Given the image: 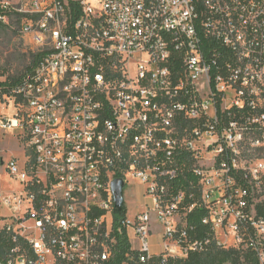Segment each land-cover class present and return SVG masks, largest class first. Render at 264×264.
<instances>
[{
	"label": "built area",
	"instance_id": "1",
	"mask_svg": "<svg viewBox=\"0 0 264 264\" xmlns=\"http://www.w3.org/2000/svg\"><path fill=\"white\" fill-rule=\"evenodd\" d=\"M71 1L2 4L44 55L0 86V130L26 144L4 164L0 264H119L120 240V264H264V0ZM119 179L143 187L133 221Z\"/></svg>",
	"mask_w": 264,
	"mask_h": 264
},
{
	"label": "rangeland",
	"instance_id": "2",
	"mask_svg": "<svg viewBox=\"0 0 264 264\" xmlns=\"http://www.w3.org/2000/svg\"><path fill=\"white\" fill-rule=\"evenodd\" d=\"M31 0H0L1 4L8 3L11 7L19 9L27 5ZM22 18L13 11L7 17L6 25H9L10 34L8 39L0 32V42L4 41V46H0L1 58L10 60V66H3L4 61L0 62V83L12 75L22 76L29 67L33 64V53H39L38 50L31 44L30 36H23L20 33ZM2 43V42H1ZM0 43V45H1ZM7 60V62H8ZM13 114V112H11ZM26 144L20 137L12 135H3L0 130V196H11L14 191L20 189L15 180H12L5 173L7 161L11 158H17L23 162V150ZM125 207L127 209V218L133 221L140 212L144 210L145 198L143 197V187L136 179H131L127 188L124 191ZM7 213V212H5Z\"/></svg>",
	"mask_w": 264,
	"mask_h": 264
},
{
	"label": "trees",
	"instance_id": "3",
	"mask_svg": "<svg viewBox=\"0 0 264 264\" xmlns=\"http://www.w3.org/2000/svg\"><path fill=\"white\" fill-rule=\"evenodd\" d=\"M70 2V5L73 7L76 5L75 2L68 0ZM10 13L7 12L2 4L0 3V17L9 16ZM19 17H21L19 15ZM9 25H6L3 20L0 19V32L4 35L1 39H8L10 37V34L13 33L12 31L9 32ZM4 41L2 40L1 47L4 46ZM44 53H33V64L32 67H29L27 71L22 76H16L12 75L8 77L6 80L2 81L0 83L1 87H13L16 84L20 83L30 72L34 70V68L38 65L40 62L42 56ZM8 60V59H7ZM5 60L4 58H1L0 53V62L4 61L3 66L7 67L10 64V60ZM10 66V65H9ZM188 173H185L184 175H181L182 178L185 180V177H187ZM123 214H119L116 216L117 219H119ZM205 217V211L202 209L196 208L192 213L188 215V221L190 226H193L196 229L195 234L196 236H204L207 234V228L202 224V220ZM119 246L121 247L122 254L124 253V250L128 248V243L125 240L119 241ZM122 254L120 255L119 264L123 261ZM247 256L242 255L240 252L237 251H222L215 247H213L209 252H206L204 254H196L193 255L189 261L185 262L184 264H242V260L245 259L246 261ZM253 264H257L256 261H254Z\"/></svg>",
	"mask_w": 264,
	"mask_h": 264
},
{
	"label": "water",
	"instance_id": "4",
	"mask_svg": "<svg viewBox=\"0 0 264 264\" xmlns=\"http://www.w3.org/2000/svg\"><path fill=\"white\" fill-rule=\"evenodd\" d=\"M124 191H125V183L123 182V180H120V179L116 180L113 184V192H114L115 202H116L115 212L117 214L125 213Z\"/></svg>",
	"mask_w": 264,
	"mask_h": 264
}]
</instances>
